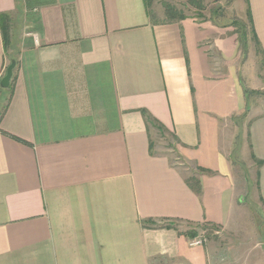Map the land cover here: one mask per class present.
<instances>
[{
    "label": "crops",
    "instance_id": "0c3cea01",
    "mask_svg": "<svg viewBox=\"0 0 264 264\" xmlns=\"http://www.w3.org/2000/svg\"><path fill=\"white\" fill-rule=\"evenodd\" d=\"M242 5L264 65V0ZM5 30L0 264H264L238 185L246 166L264 211V110L245 94L264 71L238 77L226 29L156 23L146 0H0V80ZM192 227L215 233L192 247Z\"/></svg>",
    "mask_w": 264,
    "mask_h": 264
},
{
    "label": "rangeland",
    "instance_id": "374dc122",
    "mask_svg": "<svg viewBox=\"0 0 264 264\" xmlns=\"http://www.w3.org/2000/svg\"><path fill=\"white\" fill-rule=\"evenodd\" d=\"M164 2L175 5L190 17H195L199 21H213L215 23H218V25L223 29L227 30V33L231 34L234 38L235 72H237L238 77L244 80L245 83L248 84L249 78L251 77L250 74H252L255 70L257 72V65H259L261 71H264V65L262 64V61H258L254 44L252 43L247 48L246 44L244 43L243 31L241 30L240 25H245V27L247 25L243 21L244 12L242 0H204V10H200L199 8L193 6L187 0H152L149 10L151 16L153 17V20L156 23L162 22L166 19V7L164 6ZM216 10L219 11L218 14L215 13ZM201 12L204 14L205 18L199 15V13ZM243 30L245 34V28ZM250 31L251 29L248 25V35ZM245 72L247 74H245ZM262 87L261 89H259V92L261 94L251 95L249 99L252 107H256L257 110L260 111L264 110V84ZM247 123L248 122L246 121L245 128L247 127ZM153 139L157 152L168 153L172 156L173 159H177V154L174 151V144L172 143V139L165 132V130H160L159 128H156V126H153ZM233 156L234 159H237V157H239L236 151L234 152ZM238 166V168H241L240 165ZM247 172L248 169L246 166L243 167V169L241 168V180L238 181L240 193L242 192L244 201L249 207L251 219L255 220L261 226L264 225V211L261 210L262 208L258 204L259 201L257 199V196L255 195L256 192L254 182H251V180L249 181V174ZM198 233H204L206 238L208 239L210 235H214L215 231L205 233L202 230H198Z\"/></svg>",
    "mask_w": 264,
    "mask_h": 264
},
{
    "label": "trees",
    "instance_id": "16d2710c",
    "mask_svg": "<svg viewBox=\"0 0 264 264\" xmlns=\"http://www.w3.org/2000/svg\"><path fill=\"white\" fill-rule=\"evenodd\" d=\"M190 4H192L193 6L199 8L200 10H204L205 9V5H204V0H187ZM152 3V0H146V5H147V9L149 10L150 8V5ZM164 6L166 7V19L164 21H162V23H172V22H177V21H180V20H183L187 17H189L188 15L185 14L184 11H182L181 9L177 8L175 5L171 4V3H166L164 2ZM219 11H215L216 14H218ZM149 14H150V10H149ZM199 15L203 18H205L204 14L201 12L199 13ZM7 18V17H5ZM4 20V19H3ZM7 19L3 21V24L5 25L7 23ZM218 24V23H217ZM241 26V30L243 31V36L246 37V35L244 34V28L246 30V27L245 25H240ZM4 35H5V47H6V51H7V54H8V59H9V63H10V60L12 58H15L17 60V50L16 48L14 47L13 45V41H12V37L9 35L8 31H4ZM243 37V38H244ZM12 49V50H11ZM259 53H262V51H260V47H259ZM5 75V74H4ZM1 81V80H0ZM11 91V85L9 88L7 89H4L0 86V108H1V99L2 97H5V95H7V93ZM245 94L247 95V99H250V96L251 95H254V94H261L259 91H253L251 89H248L247 87H245ZM238 118V117H237ZM146 119H147V123L151 126H156L158 127L160 130H164L163 126L158 123L156 121V119H154L153 117L147 115L146 116ZM15 139L19 140V141H22L20 140L19 138L17 137H14ZM189 184L191 185V187H193V189H195V191L197 193H200L201 192V184H200V181L196 178H192V179H189ZM201 227H206L205 226H201ZM209 227V226H208ZM207 227V228H208ZM215 227V226H213ZM198 227H192L189 229V231H187V235L189 238H193L195 237L197 234H198Z\"/></svg>",
    "mask_w": 264,
    "mask_h": 264
},
{
    "label": "water",
    "instance_id": "95a60500",
    "mask_svg": "<svg viewBox=\"0 0 264 264\" xmlns=\"http://www.w3.org/2000/svg\"><path fill=\"white\" fill-rule=\"evenodd\" d=\"M16 65H17V60L15 58H12L6 69L5 75L2 77L0 81V86L2 88L7 89L10 87Z\"/></svg>",
    "mask_w": 264,
    "mask_h": 264
},
{
    "label": "built area",
    "instance_id": "2783aa9c",
    "mask_svg": "<svg viewBox=\"0 0 264 264\" xmlns=\"http://www.w3.org/2000/svg\"><path fill=\"white\" fill-rule=\"evenodd\" d=\"M203 232L206 233L207 231L203 230ZM206 242H207V238H206L204 233L203 234L198 233V235H196L193 238H190V240H189V244L192 247L203 246V245H205Z\"/></svg>",
    "mask_w": 264,
    "mask_h": 264
}]
</instances>
